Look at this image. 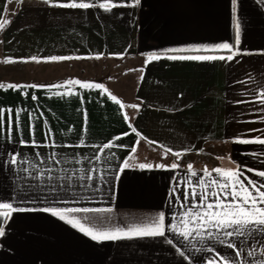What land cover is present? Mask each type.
I'll list each match as a JSON object with an SVG mask.
<instances>
[{"label": "crops", "instance_id": "1", "mask_svg": "<svg viewBox=\"0 0 264 264\" xmlns=\"http://www.w3.org/2000/svg\"><path fill=\"white\" fill-rule=\"evenodd\" d=\"M68 2L0 0V23L8 21L0 29V202L26 209L6 223L0 218V264H264V231L198 236L189 223L192 236L180 234L199 203L189 196L185 204L184 193L226 182L213 169L264 184L256 174L264 171V144L239 142L264 139V0H236L235 12L232 0H112L121 6L110 11L99 7L104 0L88 9L56 6ZM223 43L240 54L232 61L167 58L230 55L214 49ZM152 54L160 59L148 60ZM52 56L73 58L42 59ZM73 79L108 91L64 83ZM161 214L163 236L122 235ZM68 219L120 230V238L93 240Z\"/></svg>", "mask_w": 264, "mask_h": 264}, {"label": "snow or ice", "instance_id": "2", "mask_svg": "<svg viewBox=\"0 0 264 264\" xmlns=\"http://www.w3.org/2000/svg\"><path fill=\"white\" fill-rule=\"evenodd\" d=\"M45 3H48L49 0H44ZM233 6H234V12H235V4L236 0H232ZM139 0H133V4H138ZM56 6L64 7V8H79V9H88L90 7H94L95 0H92V2H76V0H70L68 3H59ZM121 6L117 5L115 3H112V0H104L103 3L99 4V7L104 9L105 11H110L112 8ZM132 6V5H128ZM234 24H235V30H236V36H235V43L236 45L240 44V23L237 20V18L233 17ZM8 23L7 20H5L3 23H0V29L4 27V25ZM214 49H221V50H227L230 52V55L224 56V55H185V56H168V59L171 60H196V61H207V60H227L232 61L237 55H239V50H233V45L229 43H223L220 45L214 46ZM206 51L208 49H205ZM168 51H182L181 49H169ZM73 57H66V56H52L47 58H42L44 62L48 61H62V60H68L72 59ZM99 58V57H97ZM32 61L41 62L40 59L33 56L30 58ZM160 59L159 56L156 54H152L148 57V60H156ZM5 63H12L13 61L9 58H6L4 60ZM21 62H27V60H24L21 58ZM148 61L146 60V63ZM66 85H79L81 88H101L104 91H108L104 88L102 84H92L90 82H82L78 79L68 80L64 82ZM62 85H18V84H7L6 87L9 89H20L22 87H61ZM5 85L0 83V88H4ZM71 94L69 93H57V95H67ZM109 96L112 100H114L117 104H120L121 108L124 107V105L121 103L120 100L117 99L115 95H112L109 93ZM33 99H36L35 96H33ZM261 102L264 103V93H262ZM129 107L132 108H138V105L133 104L129 105ZM9 112H11V109H9ZM4 110L0 109V117L3 116ZM125 121L127 122L130 118L125 115ZM2 122V121H0ZM17 127L19 126V113H16V121H15ZM12 124L13 121L11 117L8 119V130L9 132L12 131ZM131 127V125H129ZM133 132H136V129H132ZM124 135H127L125 133ZM139 135V133H137ZM119 139V137H117ZM241 143H260L264 144V139H256V140H242L239 141ZM150 143H158L156 141H150ZM110 145H105L104 147H109ZM135 151V149H133ZM166 152H172L171 149H166ZM177 157L180 155L179 153H174ZM13 164L16 163L15 157L12 158L11 161ZM127 161H125L123 167H127ZM140 168H151L153 167L151 164H140ZM156 167L158 168H164V164H157ZM171 169H176L179 167L177 163H173L170 165ZM188 168L191 169L192 165L189 164ZM212 171L217 173L223 180H225V183H219L216 180L209 181L208 185L205 186V191L202 193H196L195 190L191 193L185 192L184 193V203L187 204L189 200V196L193 200H195L197 197H199V203L193 205L197 209L194 213H189L187 215L191 216V220H185L182 221L184 224V230L180 232V234L185 238L188 239L190 236H192V231L188 229V224L193 223L196 224L197 227L194 229L196 232V235L202 236L203 233H207L208 236H212L211 229H215L217 233L222 232L225 237H233L234 235H243L245 231H264V184H257L255 181L248 180L247 182L242 179V173L237 171H225L220 168H215ZM251 171V170H249ZM205 176H210L211 172H209L208 169L204 170ZM257 175L264 177V171H260L256 173ZM192 176H196L195 172L191 173ZM211 187L213 191L209 192L207 191V188ZM220 189V193L218 194L215 189ZM209 197H214V201H210ZM223 197V198H221ZM24 208H18L14 207L12 203L9 202H0V218H3V223H6L8 219L11 218L12 214L15 212H22L25 211ZM30 210V209H27ZM45 212H51L54 216H59L60 219H65V216L62 215L60 212H58L55 209H41ZM73 211H81L79 209L73 210ZM82 211L88 212V211H102L100 209L96 210H90V209H83ZM164 220L165 217L163 214H161L158 218V221L153 222L152 224L145 225L143 227L134 226L128 229L127 232H123L122 235L124 236H163L165 234V228H164ZM68 223L72 224L73 227H78L80 231L84 232L85 235H88L91 237V239L100 241V240H115L120 238V230H117L116 232H109V231H96L91 228L85 227L84 225L80 224L77 220L68 219ZM231 229V230H229ZM5 234V229L0 224V236H3ZM171 242V241H169ZM228 247H234V245L231 242H228ZM236 255H241L240 251L237 250ZM249 255H252V253H249ZM212 264V262H210ZM225 264H227V258H225Z\"/></svg>", "mask_w": 264, "mask_h": 264}]
</instances>
